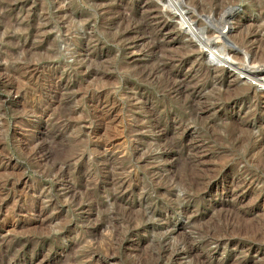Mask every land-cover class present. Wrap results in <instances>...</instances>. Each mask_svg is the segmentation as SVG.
<instances>
[{
	"label": "rangeland",
	"instance_id": "1",
	"mask_svg": "<svg viewBox=\"0 0 264 264\" xmlns=\"http://www.w3.org/2000/svg\"><path fill=\"white\" fill-rule=\"evenodd\" d=\"M243 69L264 0H0V264H264Z\"/></svg>",
	"mask_w": 264,
	"mask_h": 264
},
{
	"label": "bare ground",
	"instance_id": "2",
	"mask_svg": "<svg viewBox=\"0 0 264 264\" xmlns=\"http://www.w3.org/2000/svg\"><path fill=\"white\" fill-rule=\"evenodd\" d=\"M177 1H178V0H177ZM185 1H186V0H185ZM180 2H181V1H180ZM68 8H69V7H66L65 9L63 8L62 11H66ZM182 13H183V12H182ZM182 13H181V14H182ZM61 14H62V13H61ZM201 27H202V26H201ZM204 43H205V42H204ZM207 44H208V43H207ZM213 45H214V44H213ZM221 48H222V47H221ZM218 49H219V47H218ZM219 51H220L221 54H223V53H222L223 50H222V51L219 50ZM224 54H225V53H224ZM227 59H229V58H226V60H227ZM226 60L224 59L223 64H222V65H218V66H223V67H225L227 70H230V71H232V72H238V71H236V68H234V66H235L236 64H235V63H232V62H233L232 60H231L232 62H228V61H226ZM229 61H230V59H229ZM244 64H245V63H244ZM218 66H216V67H218ZM236 66H237V65H236ZM213 67H214V66H213ZM245 67H246V66H245ZM245 67H244V68H245ZM252 67H253V66H252ZM219 68L221 69V67H219ZM240 68H241V67H240ZM242 68H243V67H242ZM242 68H241V69H242ZM214 69H217V68H214ZM251 70H252V69H251ZM251 70H249V69H247V70H246V69H243V71H246V72H252V73H250L251 75L249 74V75H247V76H249V78H250V77H254V79L257 80V81H255V82H257V86H259L258 83H261L260 85H261L262 88H261L260 91H262V93H263V92H264V78L256 76V75H255L256 71H251ZM256 70H257V67H256ZM228 74H229V73H228ZM244 76H245V75H244ZM244 76H243V77H244ZM247 76H245V77H247ZM257 86L253 88L254 91H257V90H258L259 87H257ZM254 91H253V92H254ZM263 94H264V93H263Z\"/></svg>",
	"mask_w": 264,
	"mask_h": 264
}]
</instances>
